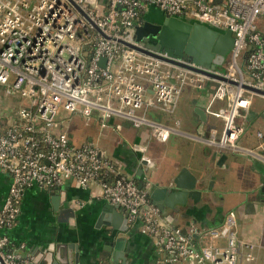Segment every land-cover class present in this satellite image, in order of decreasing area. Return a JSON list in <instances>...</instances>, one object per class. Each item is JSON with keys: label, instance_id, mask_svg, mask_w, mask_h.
Masks as SVG:
<instances>
[{"label": "built area", "instance_id": "1", "mask_svg": "<svg viewBox=\"0 0 264 264\" xmlns=\"http://www.w3.org/2000/svg\"><path fill=\"white\" fill-rule=\"evenodd\" d=\"M149 6L231 30L235 37L227 70L220 72L235 82L197 70L203 66L196 60L183 58L188 66L179 65L137 48L136 25ZM261 15L264 0H0V85L8 83V93L20 103L7 126L0 124V169L11 174L0 210V258L7 264L22 259L18 249L10 248L9 231L20 215L25 189L32 184L55 188L74 178L81 187L98 182L103 197L155 239L161 263L254 264L257 243L239 237L234 209L217 226L183 232L166 221L150 188L101 156L94 138L76 142L64 121L79 114L115 129L125 120L147 126L161 140L177 129L152 117L151 109L175 111L186 86L205 88L216 79L212 98L226 105L214 114L224 126L221 133L211 129L205 140L238 149L245 128L240 117L255 96L264 97L255 90H264ZM61 109L67 114L61 116ZM258 135L264 138L263 131ZM133 148L144 151L146 146L135 143ZM194 234L224 244L197 247Z\"/></svg>", "mask_w": 264, "mask_h": 264}, {"label": "crops", "instance_id": "2", "mask_svg": "<svg viewBox=\"0 0 264 264\" xmlns=\"http://www.w3.org/2000/svg\"><path fill=\"white\" fill-rule=\"evenodd\" d=\"M163 15L159 10L156 16L160 19ZM215 84L217 80L210 79L205 88L186 86L175 111L151 109L152 117L177 129L164 139L154 138L147 126L136 127L124 120L115 129L98 124L107 139L99 146L103 156L150 191L169 185L187 166L197 176L202 195L199 199H176L171 205L170 195L160 194L157 201H166L164 209L160 208L166 221L183 232L191 226L204 229L221 224L226 213L234 209L239 237L257 243L254 264H264V138L258 135V131L264 132V108L253 110V103L247 122H243L244 114L240 117L245 128L238 149L211 145L205 140L211 129L221 133L224 126L223 118L214 111L226 105V101L212 98ZM1 111L0 124L5 127L14 112ZM93 121L97 122L92 119L90 123ZM135 143L144 144L146 149L135 150ZM10 182L11 174L0 169V210ZM9 235L12 248L18 249L26 262L34 255L40 263L50 242H62L73 244L66 249L75 255L72 264H164L155 239L142 233L139 223L130 222L125 209L105 199L95 181L87 187L79 186L74 178L55 188L28 186ZM192 242L197 247L211 242L224 244L223 239L210 240L200 234H194Z\"/></svg>", "mask_w": 264, "mask_h": 264}, {"label": "water", "instance_id": "3", "mask_svg": "<svg viewBox=\"0 0 264 264\" xmlns=\"http://www.w3.org/2000/svg\"><path fill=\"white\" fill-rule=\"evenodd\" d=\"M136 29L137 39L140 42V45L136 47L140 50L184 66L188 64L183 61V58L196 60L203 66L196 67L197 70L219 80L235 82L223 75L220 70L215 71L218 70L216 66L224 62L227 52L233 46L235 34L231 30H219L204 23L168 15H163L158 21L144 19L136 25ZM212 42L214 47L210 50ZM164 51L167 55L162 54ZM255 90L264 93V90L257 88ZM200 113L204 112L200 111ZM100 155H103L102 150ZM224 156L226 155L224 154L221 159ZM197 181V176L187 166H183L169 181L168 187L151 190L150 195L162 209L166 201L157 200L164 192L170 195V201L167 200V202L171 205L176 199L184 201L185 197L199 199L202 190ZM69 247H73V244L50 242L46 247L45 258L40 263L36 262L34 255H30V261L18 259L14 264H72L75 255L73 256L71 250H66ZM0 264L7 263L0 258Z\"/></svg>", "mask_w": 264, "mask_h": 264}, {"label": "rangeland", "instance_id": "4", "mask_svg": "<svg viewBox=\"0 0 264 264\" xmlns=\"http://www.w3.org/2000/svg\"><path fill=\"white\" fill-rule=\"evenodd\" d=\"M147 10H148L147 13H152L154 10V13L152 14L153 16L159 14V10L153 6H149ZM257 24L259 30L261 32L262 31L264 32V15L259 16L257 20ZM227 63H228V59H226L221 65H217L216 68L221 72H224L227 70ZM8 88H9L8 83L0 85V97L2 98V103H1L2 105H0V107L3 106V108L2 107L0 108L2 111L1 110L0 111L2 113H5L6 111L7 114L9 113L12 114L14 110L18 108L20 103L19 100L16 99V96L14 94L8 93L7 91ZM185 88L183 90H185ZM263 108H264V98H262L259 95L255 96V102L252 109L261 111ZM66 114L67 112L61 109L60 115L64 116ZM249 114H250L249 111L244 113V118H243L244 123H246L248 117L251 116ZM64 127L70 129V131L74 136L75 141H77L78 143L83 142L84 140L88 139L90 136H94L98 145H102V143L107 140L106 137L100 133L99 131L100 128L97 122L95 121L91 123L90 121L87 122V119L79 114H75L71 118L69 117L65 118Z\"/></svg>", "mask_w": 264, "mask_h": 264}, {"label": "flooded vegetation", "instance_id": "5", "mask_svg": "<svg viewBox=\"0 0 264 264\" xmlns=\"http://www.w3.org/2000/svg\"><path fill=\"white\" fill-rule=\"evenodd\" d=\"M162 13V12H161ZM162 15H163V13H162ZM150 20V21H158V20H160L156 15H152V14H150V13H145L144 15H142L141 16V18L138 20V22L140 23V22H142L143 20ZM213 47H214V42H212V44L210 45V50H212L213 49ZM186 55H187V53H186ZM229 55H230V50L227 52V54H226V57H225V60L226 59H229ZM224 60V61H225Z\"/></svg>", "mask_w": 264, "mask_h": 264}, {"label": "trees", "instance_id": "6", "mask_svg": "<svg viewBox=\"0 0 264 264\" xmlns=\"http://www.w3.org/2000/svg\"><path fill=\"white\" fill-rule=\"evenodd\" d=\"M150 115H151V111H150ZM10 248H12V246H10Z\"/></svg>", "mask_w": 264, "mask_h": 264}]
</instances>
